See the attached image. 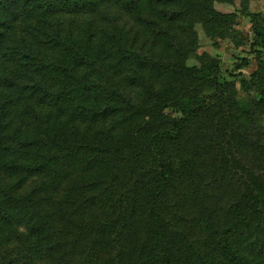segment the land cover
Wrapping results in <instances>:
<instances>
[{"label":"rangeland","instance_id":"obj_1","mask_svg":"<svg viewBox=\"0 0 264 264\" xmlns=\"http://www.w3.org/2000/svg\"><path fill=\"white\" fill-rule=\"evenodd\" d=\"M12 1L0 0V219L9 209L5 196L17 216L9 234L0 227L9 248L19 251L28 229L38 223L32 217L41 184L50 181L39 182L33 171H48L51 155L77 139L88 144L110 134L128 143L113 148V154H141L149 167L154 155L147 142L171 132L163 144L171 141L156 153L164 159L175 155L177 165L193 160L206 182L194 194L188 175L180 173L174 188L157 189L163 195L158 213L163 222H158L166 236L152 238L144 256L132 251L135 238H127L120 255L94 262L88 258L92 248L81 240L71 241L77 247L71 258L63 253L57 261L60 251H47L46 245L44 254L19 258L18 264H232L217 253L216 244L234 212L242 213L240 232L231 234L235 247L244 256L263 258L264 0ZM183 104L195 110V120L175 130L182 117L177 106ZM223 108L230 124L221 135ZM86 151L79 150L70 165L74 176L100 171L87 169L85 161L96 154ZM102 156L101 171L110 176L111 156ZM19 167L32 173L23 184ZM185 169L182 163L181 172ZM67 186L73 195L74 183ZM141 191L147 198L150 191ZM65 194L51 211L61 206L68 214ZM138 216L133 227L147 223L142 211ZM42 227L59 231L62 225L47 219ZM134 232L141 236L140 229Z\"/></svg>","mask_w":264,"mask_h":264},{"label":"trees","instance_id":"obj_2","mask_svg":"<svg viewBox=\"0 0 264 264\" xmlns=\"http://www.w3.org/2000/svg\"><path fill=\"white\" fill-rule=\"evenodd\" d=\"M13 3L14 0L11 5ZM2 7L3 5H0V8ZM10 18L12 19V17ZM257 36H259V34ZM261 36L264 42V36ZM57 67V61L50 63L51 71H54ZM96 88L97 87H95V89ZM97 92L103 94V91ZM115 92H117L116 89L109 93L113 94ZM211 98L213 99L215 96H211L210 99ZM163 99L168 101L169 97L165 96ZM177 108L182 114V117L178 121L175 120V130L184 125L187 127L189 123L195 120L194 117L196 114L192 107L186 106L185 104L178 105ZM225 110L226 109L223 110V113L221 112V114H219L220 117L222 116V119L219 122L220 128L217 127V129L221 135L224 134V127L230 124L229 113H225ZM135 117L136 116H133L134 122L130 132L132 128H134ZM169 133L171 134V132L161 133L159 137H155L151 139L150 142H147L148 152L154 155L152 164L149 167L141 160V154L135 156L129 151H125L124 155L120 156L122 150L116 151V153L113 154V148H118L120 146L127 147L128 143L125 140H118L110 134H105L106 136H104L102 140L95 139L89 141L88 144L77 139L78 141L73 143V145H67L55 151L50 157L51 163L47 165L48 171H39L37 174L34 173L37 168L33 171L34 175L37 177L40 176L37 178L39 182H43L44 180L50 181L49 183H44L46 184L45 187L41 184L40 191L42 192V197L39 198V206L37 207L36 214H33L32 217V222L36 223V221H38V223L28 229L27 232L30 238L27 235L26 239L21 242L22 247L19 251L18 246L9 248V242L5 239H0V260L10 258L13 261L8 264H18L19 258L24 260L26 258H32L37 254H44L43 248L47 245V251H60V253H57L58 256L55 255V258L57 261H61L63 253L68 254L67 256L69 258H71L70 255H75L77 247H75V245L73 247L71 241H78L80 243L81 240L87 241L92 248L88 255L89 260L94 262L98 261L99 263L105 262L107 258H114L113 256L117 257L120 255L122 249L125 248L123 244L127 238H135L133 239V243L134 240H136L135 248L132 250L133 252L137 250L141 256L148 253L151 249L150 242L152 238L158 236H163L165 238L166 236L165 231H162L164 226L158 222V220L163 222L158 214L162 207L161 199L163 195L161 192L158 193L157 189H161L162 186L169 187V185L174 188L171 186L172 182L180 173L188 175L186 180L194 194L201 191L199 185L206 184L204 180H200L199 169L196 168L193 160H188V163L186 161L182 162L186 166V169L184 172H181L182 163L179 165L176 164L177 162L175 161L177 158L176 160L174 159L175 155L164 159L156 153L163 145L171 141L172 138L163 144L167 137L170 136ZM85 147H87L86 152H90L92 156L96 154L95 157L85 161V166L88 170L90 167L96 166V170L99 169L100 171L93 173L94 171L91 169L92 175L88 174L85 177H77L74 176L76 172L72 173L70 165H75L79 150H84ZM104 154L111 156L110 160L113 166L111 167L110 176L101 171V164L106 166V159L102 156ZM116 154L119 156L115 157L114 155ZM128 159H130L129 161H131V163L128 168H123L122 164ZM218 162L220 164L222 160ZM68 164L69 167L67 168ZM175 165L177 166L174 167ZM18 171L21 184H23L27 176L32 174L20 167ZM150 173L152 174L150 175ZM97 176L102 179L101 182L95 181ZM82 179L83 182L78 183ZM70 182H73L75 185V187H71V190H75L73 195L68 192L67 185ZM97 185H102V187H98ZM209 185L208 183L207 187H209ZM181 186L183 187V184H181ZM141 187L144 189L147 188L150 191V193L145 194V196H148L147 198L142 195ZM185 187H187V185ZM61 188L62 190L60 191ZM173 192L176 191L172 190L171 193ZM62 193H66L65 203L68 206V214L64 213L65 211L61 209V206H58L57 211H51L53 204L63 203L64 195H62ZM207 193L211 199L210 192L208 191ZM3 194L5 195V192L2 190L1 196ZM32 196L37 197V193L34 192ZM57 196H60L62 200L57 199ZM197 200L200 199L195 197V201ZM19 201L24 203L23 199ZM4 204L8 205L9 209L5 211L2 219H0V227H5L2 231H7L9 234L10 227L15 225V220L17 219L14 212L16 209L10 206V200L6 196ZM143 210H145V212ZM141 211L144 214L143 219L147 218V223L145 221L143 223L139 221L136 227H133V224L135 225V222L139 219L138 214ZM25 216L24 213V217ZM241 216L242 213L238 215V212H234V214L228 215L227 220L225 219L226 227L223 229L221 236L217 238V253L228 260V262H232V264H264V257L262 258L260 254L252 257L241 254L235 247V240L231 239L232 233L237 234L240 232L237 231V226L240 225L237 221H239ZM47 219L50 224L52 222L61 224L62 228L59 229V231L45 229L46 226H42ZM82 219L85 220L82 221ZM63 222L66 223L63 225ZM153 222H155V226ZM166 227H168V225ZM135 229H140L141 236L134 232ZM137 238L142 240V242L140 243ZM60 247L61 250H59ZM116 248L119 252L113 254ZM8 254H15V256L9 257ZM141 264H143V261H141Z\"/></svg>","mask_w":264,"mask_h":264}]
</instances>
